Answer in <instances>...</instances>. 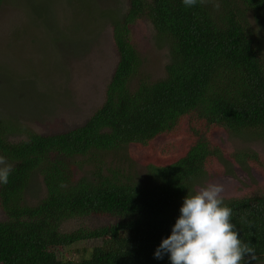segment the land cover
Returning a JSON list of instances; mask_svg holds the SVG:
<instances>
[{
    "label": "trees",
    "instance_id": "1",
    "mask_svg": "<svg viewBox=\"0 0 264 264\" xmlns=\"http://www.w3.org/2000/svg\"><path fill=\"white\" fill-rule=\"evenodd\" d=\"M127 1L124 12H101L109 13L119 63L104 103L84 125L41 135L0 116V156L13 164L9 182L0 184V264H171L170 254L157 259L156 249L171 235L184 198L199 191L213 167L228 174L233 164L264 168L254 152L228 157L212 136L223 129L264 143V0H218L219 10L212 2ZM141 20L168 45L169 62L164 77L132 86L142 66L133 36ZM184 121L191 146L181 157L149 164L139 182L107 167L105 154L146 147ZM14 136L24 137L14 142ZM87 163L93 175L80 176L77 169ZM39 176L46 196L30 205L26 192ZM224 204L240 238L255 249L249 264L264 260V192ZM104 216L114 223L61 230L70 220ZM90 240L101 244L89 256L65 258L70 247Z\"/></svg>",
    "mask_w": 264,
    "mask_h": 264
},
{
    "label": "rangeland",
    "instance_id": "2",
    "mask_svg": "<svg viewBox=\"0 0 264 264\" xmlns=\"http://www.w3.org/2000/svg\"><path fill=\"white\" fill-rule=\"evenodd\" d=\"M127 7V0H7L0 8V116L15 118L41 135L63 133L84 125L104 103L119 63L113 25L106 17L109 13L101 12H124ZM133 36L142 66L132 86L140 80L164 77L169 62L168 45L158 42L147 20L135 25ZM13 78L14 81L6 82ZM212 136L214 144L228 157L250 151L264 162L261 140L223 129ZM23 137L14 136L12 141ZM190 146V129L184 121L179 130L146 147L134 144L105 154V162L108 168L132 175L139 182L149 164L177 159ZM216 167L201 182L200 189L208 184H222L224 200L264 192V168L257 163H249L247 170L233 164L231 174ZM93 171V163L77 169L80 176L90 177ZM45 196L42 178H34L26 192L27 203L37 205ZM4 219L0 207V220ZM114 221L105 216L74 219L65 222L61 230L95 229ZM100 244L98 240L76 244L68 249L65 258L79 260ZM255 264H264V260Z\"/></svg>",
    "mask_w": 264,
    "mask_h": 264
},
{
    "label": "clouds",
    "instance_id": "3",
    "mask_svg": "<svg viewBox=\"0 0 264 264\" xmlns=\"http://www.w3.org/2000/svg\"><path fill=\"white\" fill-rule=\"evenodd\" d=\"M209 2L219 10L218 0H183L186 7ZM12 171L13 164L0 156V184L9 182ZM224 191V185L213 183L188 194L171 235L162 240L155 257L170 254L171 264H249L255 260L254 247L240 238L232 222L233 211L224 204Z\"/></svg>",
    "mask_w": 264,
    "mask_h": 264
}]
</instances>
